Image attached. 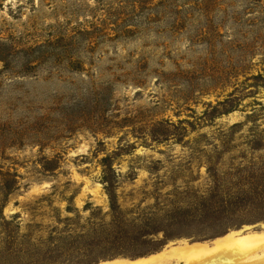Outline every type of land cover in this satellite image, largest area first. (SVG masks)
<instances>
[{"label":"rangeland","instance_id":"1","mask_svg":"<svg viewBox=\"0 0 264 264\" xmlns=\"http://www.w3.org/2000/svg\"><path fill=\"white\" fill-rule=\"evenodd\" d=\"M239 222L264 230V0H0V264Z\"/></svg>","mask_w":264,"mask_h":264},{"label":"bare ground","instance_id":"2","mask_svg":"<svg viewBox=\"0 0 264 264\" xmlns=\"http://www.w3.org/2000/svg\"><path fill=\"white\" fill-rule=\"evenodd\" d=\"M264 264V230L230 232L211 242L168 247L135 260L116 259L100 264Z\"/></svg>","mask_w":264,"mask_h":264},{"label":"trees","instance_id":"3","mask_svg":"<svg viewBox=\"0 0 264 264\" xmlns=\"http://www.w3.org/2000/svg\"><path fill=\"white\" fill-rule=\"evenodd\" d=\"M251 223H253V222H239V223L228 224L222 230L212 234L210 237H207L205 239H212V238L222 237V236L226 235L228 233V231L231 230V229H241L245 225H250ZM255 223H257V222H255ZM181 237H183V236H181ZM184 237H186V236H184ZM188 238L191 239V237H188ZM144 255H145L144 253H133L132 254V253H117L116 252V253H113L112 255H108L106 257H103L102 259L103 260H106V259L114 260V259H116L115 257L126 256V257H129V258L134 260V259L142 258V257H144ZM97 263L98 262L87 263V264H97Z\"/></svg>","mask_w":264,"mask_h":264},{"label":"water","instance_id":"4","mask_svg":"<svg viewBox=\"0 0 264 264\" xmlns=\"http://www.w3.org/2000/svg\"><path fill=\"white\" fill-rule=\"evenodd\" d=\"M188 242V241H187ZM188 243H190V242H188Z\"/></svg>","mask_w":264,"mask_h":264}]
</instances>
